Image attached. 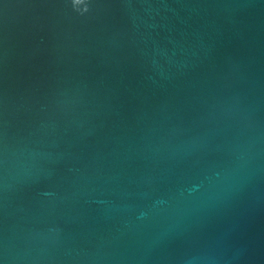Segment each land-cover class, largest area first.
<instances>
[{"label": "water", "instance_id": "1", "mask_svg": "<svg viewBox=\"0 0 264 264\" xmlns=\"http://www.w3.org/2000/svg\"><path fill=\"white\" fill-rule=\"evenodd\" d=\"M86 5L0 0V264H264V0Z\"/></svg>", "mask_w": 264, "mask_h": 264}, {"label": "clouds", "instance_id": "2", "mask_svg": "<svg viewBox=\"0 0 264 264\" xmlns=\"http://www.w3.org/2000/svg\"><path fill=\"white\" fill-rule=\"evenodd\" d=\"M74 8H77V10H81L83 12L88 11L87 5H86V0H72ZM84 4V8L80 9L79 6Z\"/></svg>", "mask_w": 264, "mask_h": 264}]
</instances>
